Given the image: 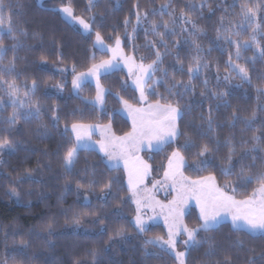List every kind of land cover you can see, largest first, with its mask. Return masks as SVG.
Here are the masks:
<instances>
[{
    "label": "trees",
    "instance_id": "obj_1",
    "mask_svg": "<svg viewBox=\"0 0 264 264\" xmlns=\"http://www.w3.org/2000/svg\"><path fill=\"white\" fill-rule=\"evenodd\" d=\"M6 2L13 4V35L19 38V44L15 51H8L0 60V69L15 57L21 92L25 84L31 88L32 81L36 82V91L30 93V98L38 102L40 114L21 118L15 125L7 124L5 121L13 108L7 95L0 91L4 102L0 104V140L7 138L13 144L12 151L0 154V264L5 261L7 264H74L75 261L80 264H177L158 247L149 245L145 249V240L156 236L165 238L166 233L159 224L148 227L143 233L136 230L131 221L134 208L128 199L121 169L108 167L101 155L90 149L78 151L71 174L63 167V157L74 144L68 127L73 123L108 124L115 135L127 133L130 124L117 112L121 105L118 97L139 106L135 91L124 83L126 76L120 70L101 76L99 82L106 94L103 110H98L87 101L93 98L94 87L84 84L74 95L70 91V80L73 74L87 70L107 56L92 47L97 31L106 43L119 36L123 51L134 55L137 61L145 57V64L150 63L159 50L163 59L161 67L168 71V76L163 77L158 72L153 77L162 81L156 91L167 96L166 89L179 82L173 89L179 95L170 99L183 110L178 121L182 134L163 150L142 153L143 159L151 165L152 178L162 175L169 155L190 137L195 147L180 149L186 159L182 169L184 176L194 180L215 175L218 185L231 184L236 192L232 193L231 188L226 191L236 199H244L258 187L255 180L246 183L245 176H255L264 169V151H250L256 143L252 140L254 135L261 138L258 148H264V95L257 91L258 87L264 88V59L250 61L256 53L253 45L248 50L241 48V58L236 60L235 44L225 40L224 35L240 31V35L232 39L241 43L248 41L253 25H244V31L236 27L241 22L240 5L247 2L254 6L260 0H206L203 8L200 5L205 0H97L91 11L88 0ZM163 4L171 6L163 15L159 12L152 15L153 10ZM61 5H70L75 16L90 24L91 32L83 34L66 22L56 10ZM136 5L141 15L149 14L139 25ZM182 12L203 31L183 23L179 19ZM168 13L177 18L176 24H171ZM152 21L158 24L169 21L170 28L163 42L151 31ZM256 23L261 27L257 38L264 48V19L258 18ZM3 27L6 31L7 25ZM218 28L222 33L219 39ZM157 31L165 33L163 27ZM0 39L5 47L10 48L14 43L7 34ZM193 40L199 44V50ZM230 54L233 61L248 68L251 83L240 80L228 66ZM197 56L207 67H202L189 81L188 67ZM180 67L183 72L178 71ZM226 76L229 79L226 80ZM188 83L191 89L186 92L181 85ZM221 93L227 95L217 99ZM156 98L150 96L149 100ZM253 112L255 122L248 126L245 120ZM205 144L211 151L205 157L197 156ZM230 150L233 151V171L232 175L224 176L221 168L227 164ZM253 157L255 167L249 171ZM201 159L212 163L197 170L194 165ZM241 168L245 169V176L240 175ZM116 176L120 177V182L113 183L110 189L104 188ZM13 188L18 195L11 194ZM77 219L79 223L75 222ZM183 222L189 228L199 225L194 208H189ZM120 229L123 234L115 235ZM197 241L200 247L188 252L187 264H249L250 259L255 264H264L261 259L264 234H251L221 222L215 230L200 232ZM237 241L242 244L238 245ZM93 250L97 253L95 259L91 255Z\"/></svg>",
    "mask_w": 264,
    "mask_h": 264
},
{
    "label": "snow or ice",
    "instance_id": "obj_2",
    "mask_svg": "<svg viewBox=\"0 0 264 264\" xmlns=\"http://www.w3.org/2000/svg\"><path fill=\"white\" fill-rule=\"evenodd\" d=\"M97 0H88V10L91 11L92 7L95 5ZM205 2H202L200 7L205 6ZM170 4L161 5L160 9L153 10L152 15H156L157 12L164 14L165 10L169 8ZM235 5H229V7H234ZM136 12V22L137 25L141 24L143 21L148 19V12H144L141 15L138 5ZM193 8L195 5L192 6ZM12 10L13 4L11 2H6V0H0V36L7 34L11 37L14 43L9 47H5L3 40L0 39V60L7 54L8 51H15L19 44V38L13 35L12 27ZM64 14L78 21L82 25L86 33L91 32V26L84 19L74 15V10L70 5H65L60 9ZM211 10V9H210ZM227 11V8L225 9ZM264 0L256 3L254 6L249 3H243L240 5V16L241 22L236 25V27L242 31L246 30L244 25H253L252 33L249 36L248 41L241 43L239 40H233L232 36H239L240 31L234 33H229L224 35V39L229 43L235 44V57L236 60L241 58V48L248 50L255 45L256 53L250 58L252 63H255L257 59H264V48L260 45V40L257 38L261 33L260 24L256 23V20L264 19ZM171 17V24H176L177 18L173 16L172 13H168ZM180 20L185 24H191L197 31H203L198 29L195 22L186 16L185 13H181L179 17ZM95 20V17H92ZM224 17L220 18L221 26H223ZM125 26L128 21L125 19ZM7 25L6 31L3 27ZM159 27L165 29V33H160L157 31ZM170 28L169 21H164L162 24H158L156 21L151 22V31L161 37L163 42V36L168 32ZM135 28L133 31L135 32ZM187 31V29H184ZM147 31V30H146ZM227 31V29H225ZM25 35L26 33H21ZM221 30L217 29V39L221 36ZM194 35V34H193ZM131 38V37H130ZM193 44L197 50L200 46L193 40ZM94 46H99L103 51L105 50L104 39L99 31L95 33V44ZM167 47V45H164ZM107 51L111 52V57L106 60H102L99 63H94L87 70V72H82L73 77L72 86L74 90H79L82 88L83 84L89 78H95L96 81V96L95 102L98 104L104 103L105 89L100 85V75L103 72H108L119 68L120 62L123 61L124 66L127 67L129 77H132V83L135 89L139 92V98L137 103L139 106H134L123 98H119L120 102L124 106V110L128 112L129 117L132 120V129L130 132L125 133L123 136H116L111 133L110 126H104L102 131L105 133L104 139L100 142V150L107 157L108 161L112 162L111 167L115 170L120 169V162H123V171L127 175L128 190L131 192L132 197L135 198V203L137 206V216L135 218V227L140 233H143L147 229V225L141 216V208L144 206L154 207L159 206L161 209H167L168 214L165 216V224L167 226V238L162 236H156L144 241L145 249L149 245L153 247H158L165 252H169L174 256L177 264H187V254L193 248L200 247V242L197 241V236L200 232H209L215 230L219 225L221 219L224 215H230L233 228H243L250 233H261L264 234V169L259 171L255 176L247 175L245 176V169L241 168L240 175L245 176V182L251 183L253 180L256 181L258 187L253 189L250 195H247L244 199H236L234 194H229L226 189L231 188L232 193L236 192V188L229 183H225L220 186L216 182L215 175H208L197 180H190L189 177L184 176L182 169L186 165L185 156L181 152V148L191 149L195 147V144L191 138H186L185 143L180 145L175 150L172 151L171 155L167 158L168 164L164 171V180L170 181L175 191L174 198L167 204H161L156 201L154 197L150 194V190L147 196H141V185L144 184L145 177L151 172V165H149L143 158H141L138 153L139 151L147 146L149 148H155L157 150H163L165 145L173 143L176 139L181 136V131L178 121L182 117L183 110L178 103H173L170 97L179 95L175 93L173 89L177 87V84L172 85L167 88V96L156 91V86L159 85L161 80H153L156 74L162 73L163 77L168 76V71L161 67L163 64V59L159 50L155 52V58L151 60L150 63L145 64V57H140V61L137 62L136 57L125 55L121 47V39L119 36L115 38V46L108 47ZM179 63V60L177 61ZM228 66L237 74L240 80L251 83V78L249 76V70L246 66L241 65L233 61L231 54L229 55ZM206 68L207 64H201L200 57L193 58V64L188 67L189 81L197 76L201 68ZM75 71V68H73ZM178 71L183 72V67H180ZM15 73L13 76L12 74ZM11 76V79L5 78V75ZM19 73H16L15 57L9 61L7 65H4L0 69V91H3L10 101L13 112L6 119V123L9 125H15L17 121L21 118L27 119L29 116L37 117L40 114V108L38 102L30 98V93L34 94L36 91V82L32 81L31 88H28L27 84L24 86L23 93L21 92V87L17 83ZM225 79H229L228 76ZM149 81L152 82L151 86ZM205 85L207 81L204 82ZM187 92L191 89V84L181 85ZM257 91L264 95V88H257ZM204 95V93H201ZM227 93H221L217 96V99H222ZM157 97L154 101H150L149 97ZM23 97V98H22ZM3 100L0 99V104H3ZM226 103V102H225ZM219 106V105H218ZM27 109V111H23ZM55 119L58 120V117ZM235 119V116H234ZM255 122V112L252 116L245 120V124L251 126ZM209 127H211L212 119L211 115L208 118ZM94 127H99L98 125H85L79 123H73L71 125V130L75 133V144L74 146L67 149L63 157V167L66 173L71 174L76 160L77 153L82 145L86 146L90 139V131ZM259 136H253L252 140L256 143L253 145L250 151H264V148H258ZM13 144L7 138L0 140V154L5 151H12ZM211 151L207 144L202 145L197 152V156L205 157ZM233 151L230 150L227 155V164L221 168V173L224 176L232 175L233 171V161H232ZM247 155V153L245 154ZM255 157H253V164L249 166V171L252 167H255ZM212 162L208 159H201L195 163L194 168L197 170H203L208 167ZM120 177H112L104 188H111L113 183H119ZM156 183H159L157 181ZM155 187V184L153 185ZM103 191V189H102ZM12 195H18L16 189L11 190ZM190 199H195L199 207V217L200 223L197 227L189 228L182 222L183 217V206L187 204ZM79 223L77 219L75 221ZM49 234H51L49 226ZM123 234V229L117 230L115 235L120 236ZM180 236H186V239L182 241L185 246L184 251H177V244L181 243L178 239ZM240 245L242 242L237 241ZM211 248V243L209 244ZM147 254V253H146ZM93 259H95L97 253L95 250L91 253ZM264 259V256L261 257ZM5 264L7 262L5 261ZM74 264H80V261H75ZM249 264H255V261L250 259Z\"/></svg>",
    "mask_w": 264,
    "mask_h": 264
},
{
    "label": "rangeland",
    "instance_id": "obj_3",
    "mask_svg": "<svg viewBox=\"0 0 264 264\" xmlns=\"http://www.w3.org/2000/svg\"><path fill=\"white\" fill-rule=\"evenodd\" d=\"M37 1L40 2L41 0H37ZM63 6H65V5H61V6L56 8V10L59 12L60 16L66 22H68L70 25H72L74 28H76L79 32L88 35L89 33H86L84 31L82 25H80L78 23V21H74L73 19L68 17L66 14H64L60 10ZM94 44H95V36H93V38H92V47H93V49L96 50V51H99V52L106 53L107 56L104 59H102V60H106V59H109L111 57L112 54H111V52L107 51V48L108 47H114L115 46V40H113L111 43L104 42L105 50H103V51L99 48V46H94ZM121 47H122V44H121ZM124 54L128 55V56H132V54H126L125 52H124ZM102 60H100V61H102ZM100 61H97L95 63H99ZM137 62H139V61H137ZM87 70H85L83 72H87ZM117 70L118 71L120 70V71H122L125 74L126 79H125L124 83L135 91V93L137 95V99H138L139 98V92L135 89V86L132 83V79L133 78L129 77L127 67L124 66L123 61L120 62L119 68H117L115 70H111V71H108V72H103L102 71V74L100 75V77L105 75V74L111 73L113 71H117ZM79 73H82V72H79ZM79 73L73 74L72 79L70 80V91L74 95L77 94L78 90H74L73 89L72 80H73V77L75 75L79 74ZM84 84L92 85L94 87V90H95L93 98L89 99L87 101L90 104H92L96 109L103 110L104 104L101 105V104H98V103L95 102V96H96V81H95V78H89ZM105 94H106V90H105ZM105 94H104V97H105ZM117 112L129 122L130 130L128 132H130L131 129H132V120L129 117L128 112L126 110H124V106H123L122 103H121L120 108H119V110ZM85 125H91V124H85ZM94 126H96V125H94ZM98 126L99 127H94L90 131V133H89L90 139L88 141V144L86 146L82 145L80 147V149H90V150L96 151L97 153H99L101 155V157L103 158L105 164L108 167L112 168L111 167V163L112 162L108 161L107 157L104 156V153L100 150V142L104 139V136H105V133L102 131V129L104 128V126H109V125L108 124H104V125H98ZM68 130H69V132L71 134L73 143L75 144V133L72 132L71 126L68 127ZM111 133H113L112 130H111ZM123 135H116V136H123ZM74 144H73V146H74ZM154 151H159V150H157L155 148H149V147L145 146L139 151L138 155L141 158H143L142 157V153L143 152H154ZM167 164H168V159L166 160V162L164 164V170H163V173H162V175L160 177L152 178L151 172H150V174L148 176L145 177L144 184L141 185V196L149 195V192L145 191V189L146 190H150V194L154 197V199L156 201H159L161 204H164V205H167L174 198L175 191L173 190L171 182L164 180V171L167 168ZM120 169L123 171V162L122 161L120 162ZM123 173H124V177H125V186H126V189L128 191V199H129V201L131 202V204H132V206L134 208V215H133L131 221H132L133 225L135 226V218L137 216V206H136V203H135V198L132 197L131 192L128 190L127 175H126V173L124 171H123ZM194 180H197V179H194ZM157 181H159V183H156ZM154 184H155V187H153ZM189 208H194L195 211H196L197 218L199 217V207H198V205L196 203V200L195 199H190L187 202V204L184 205L183 208H182V210H183L182 222H183V218H184L186 212L189 210ZM140 214H141L143 220L145 221V224L147 225V228L152 226V225L159 224V225H161L164 228L165 233H166L165 239L167 238L168 229H167V226L165 224V216L168 214V210L167 209H161L159 206H154V207L144 206V207L141 208V213ZM199 222H200V220H199ZM221 222H228L232 226V221H231V216L230 215H224L223 218L221 219L220 223ZM183 224H184V222H183ZM240 229L244 230V231H247L246 229H243V228H240ZM136 230L138 231L137 228H136ZM251 234H261V233H251ZM178 239L181 241V243L177 244V251H184L185 250V246L183 245L182 241L184 239H186V236H180ZM167 253L174 258V256L172 254H170L169 252H167ZM176 263H177V261H176Z\"/></svg>",
    "mask_w": 264,
    "mask_h": 264
}]
</instances>
